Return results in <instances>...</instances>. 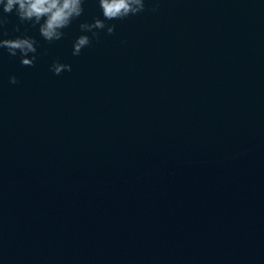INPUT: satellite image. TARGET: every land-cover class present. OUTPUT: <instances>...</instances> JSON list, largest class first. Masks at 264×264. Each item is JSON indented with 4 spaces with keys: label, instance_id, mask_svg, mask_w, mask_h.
Here are the masks:
<instances>
[{
    "label": "water",
    "instance_id": "obj_1",
    "mask_svg": "<svg viewBox=\"0 0 264 264\" xmlns=\"http://www.w3.org/2000/svg\"><path fill=\"white\" fill-rule=\"evenodd\" d=\"M145 6L77 56L98 0L51 43L6 14L0 264H264V0Z\"/></svg>",
    "mask_w": 264,
    "mask_h": 264
},
{
    "label": "clouds",
    "instance_id": "obj_2",
    "mask_svg": "<svg viewBox=\"0 0 264 264\" xmlns=\"http://www.w3.org/2000/svg\"><path fill=\"white\" fill-rule=\"evenodd\" d=\"M84 0H0V28L7 23V15L15 13L21 23L30 22L33 27L38 26L40 36L51 43L60 40L63 29L70 26L73 20L83 14ZM103 19L96 18L92 23L82 22L79 29L82 33L73 43L72 54L77 56L81 50L91 44V39L99 38V30H104L108 35L115 31L114 24L106 21L122 20L130 15H137L146 10L145 0H98ZM156 11V7L150 9ZM19 31L17 27L15 29ZM7 35L6 32L2 33ZM36 41L31 37H16L14 39H0V48H5L10 56L20 55V62L24 66H33L35 55L29 54L37 51ZM54 74L59 75L62 71H71V65L54 61L51 65ZM15 76L9 78V83L16 84Z\"/></svg>",
    "mask_w": 264,
    "mask_h": 264
}]
</instances>
